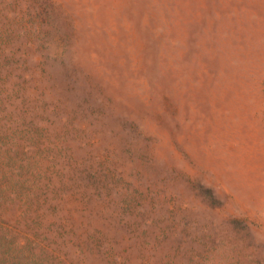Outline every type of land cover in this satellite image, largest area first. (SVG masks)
Wrapping results in <instances>:
<instances>
[{
  "label": "rangeland",
  "instance_id": "1",
  "mask_svg": "<svg viewBox=\"0 0 264 264\" xmlns=\"http://www.w3.org/2000/svg\"><path fill=\"white\" fill-rule=\"evenodd\" d=\"M0 264H264V0H0Z\"/></svg>",
  "mask_w": 264,
  "mask_h": 264
}]
</instances>
